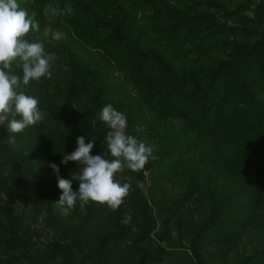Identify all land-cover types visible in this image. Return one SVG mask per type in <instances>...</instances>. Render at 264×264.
<instances>
[{
	"label": "trees",
	"instance_id": "1",
	"mask_svg": "<svg viewBox=\"0 0 264 264\" xmlns=\"http://www.w3.org/2000/svg\"><path fill=\"white\" fill-rule=\"evenodd\" d=\"M17 3L34 14L39 26L25 39L42 42L46 53L60 56L67 66L51 61V78L21 83L18 89L39 100L45 113L41 122L17 134L0 125V189L6 195L0 204V264H21L19 257L45 264L56 254L63 255V264H113L110 244L124 240L130 229L121 222L127 205L142 217L131 244L136 264L159 260L144 244L155 218L136 183L142 170L130 171L135 182L129 195L94 227L91 243L85 227L97 209L92 202L85 205L84 218L67 229L70 241L57 238L41 249L26 233L23 214L14 211V203L32 188L46 197L49 208L58 201L62 192L57 179L49 181L55 174L49 165L56 164L59 177L70 179L79 166L61 160L75 150L78 136L94 141L90 155L112 159L105 144L110 129L98 119L108 104L125 114L127 135L137 137L160 126L155 132L161 145L145 165L152 179L182 178L179 204L197 195L204 200V216L194 223L190 238L200 262L205 242H232L250 229L263 238L240 264H264V0H241L234 8L223 0ZM49 4L62 14L45 13ZM46 25L63 30L62 39L49 41L43 34ZM12 74L22 79L16 64ZM13 135L15 143H8ZM78 187L73 180V191ZM48 218L56 221L51 210Z\"/></svg>",
	"mask_w": 264,
	"mask_h": 264
},
{
	"label": "clouds",
	"instance_id": "2",
	"mask_svg": "<svg viewBox=\"0 0 264 264\" xmlns=\"http://www.w3.org/2000/svg\"><path fill=\"white\" fill-rule=\"evenodd\" d=\"M44 11L53 16L62 14L58 6L51 4ZM67 12H72L71 6L67 7ZM30 30H39L34 14L29 16L17 0H0V125L6 124L12 134L21 133L27 127L38 124L45 116L37 98L18 91L21 83L26 86L32 81L39 82L42 77L52 76L50 62L53 54L45 52L42 42L25 39ZM53 39H62V34L55 33ZM14 64L22 69V79L12 74ZM17 116L20 118L17 119ZM98 119L110 129L105 144L111 160L101 154L90 155L94 141L86 143L83 136H78L75 150L63 155L61 160V164L73 161L79 166L71 173L70 179L60 178L59 167L54 163L49 165L57 174V187L62 194L56 204L63 215H67L77 203L83 210L90 202L116 211L124 203L131 188L129 183L121 184L117 181L116 175L125 170H143L152 154L150 147L126 134V116L111 104L102 107ZM7 142L15 143V136L9 137ZM73 180L79 182L77 191L72 189Z\"/></svg>",
	"mask_w": 264,
	"mask_h": 264
},
{
	"label": "rangeland",
	"instance_id": "3",
	"mask_svg": "<svg viewBox=\"0 0 264 264\" xmlns=\"http://www.w3.org/2000/svg\"><path fill=\"white\" fill-rule=\"evenodd\" d=\"M223 2L229 8H234L237 4H241V0H223ZM246 10L248 9L246 8ZM57 32L64 33L63 30L51 25H46L43 29V34L53 43L57 41L53 39V35ZM52 63L62 68L67 66L60 56H55ZM118 73L123 76L121 71H118ZM129 83L131 85L132 82ZM132 87L134 89V86ZM173 121L179 124L181 120L175 119ZM157 127L159 130L160 126H155V130ZM155 130L140 132L135 137L151 148L152 154L148 161L156 157V150L161 145L159 135ZM200 169H202L201 165ZM151 172L148 168H144L142 170V178L136 180V183L142 187L144 197H146L150 206V212L155 218V226L150 231L147 240H144V244L151 249L153 254H156V259H159L156 264H240L244 255L251 253L255 245L261 244L263 237L249 229L232 242L222 243L216 240L205 242L201 249L202 261L200 262L199 257L196 256L190 246V238L193 233L194 223L201 221L204 216L206 210L204 200H199L197 195L193 200H191L192 198L189 201L187 199L184 203L179 204L177 198L183 189V179L170 174L153 180ZM7 173L8 164L6 163L2 168V174L6 175ZM56 179L57 174L55 173L50 176L49 181ZM201 179L203 180V177ZM116 180L121 184L129 183L130 185L135 182L130 170L120 173ZM27 181L28 178L23 182ZM5 198V193L0 189V204L4 203ZM45 199L46 197L37 194L35 189L32 188L24 199L14 203L15 213L23 214L24 220L28 225L26 233L30 235V240L35 242V248L39 249L45 247L50 240L57 238H61L59 239L60 242L70 241L71 235L65 236L67 229L87 214L85 209L81 210L79 203H77L74 209L67 215H63L56 202L52 203L49 208L45 203ZM95 205L97 209L94 212V217L87 222L85 227L87 232L86 239H89L90 243L93 241L94 227L98 229V225L104 223L109 213L112 212L106 206ZM48 210L55 214L56 221L52 222L48 218ZM141 221L142 217L137 214V210L132 205H127L121 222L128 224L130 229L128 236L124 240L116 244H110L113 245V264L137 263L138 257L132 251L131 244ZM106 226L109 227L110 225L106 224ZM261 232L264 234V229H261ZM20 258L21 260L24 259L21 264H28V261L32 262L31 259ZM62 259L63 255L56 254L53 259L47 260L45 264H63L61 262ZM35 264H38V262Z\"/></svg>",
	"mask_w": 264,
	"mask_h": 264
}]
</instances>
